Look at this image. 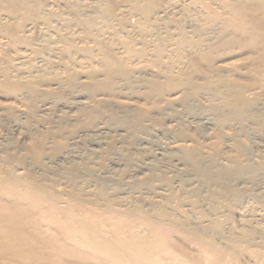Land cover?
I'll return each instance as SVG.
<instances>
[{
	"label": "bare ground",
	"instance_id": "obj_1",
	"mask_svg": "<svg viewBox=\"0 0 264 264\" xmlns=\"http://www.w3.org/2000/svg\"><path fill=\"white\" fill-rule=\"evenodd\" d=\"M189 5L192 6H190L191 9L189 8ZM168 6L170 8L173 6L174 10L175 7L178 9L181 8L183 10L181 15H185L184 17L187 16L191 21H193L192 28L187 26L191 28L187 30V27L181 23L182 21H180V19L183 16H178L180 14L178 10H176L179 13H177V17H174L175 14L173 16V13L172 16L169 14V16H167L166 14L170 13L167 9ZM125 13H128V16L130 15V17L131 15L132 17L136 16L135 20H130L131 18ZM233 36H236V38L237 36L244 37L251 43L260 42V48L264 51V0H0V80L4 83L10 82L12 83V86L15 84V88H21V92L19 90L18 93L15 92L16 94H19L20 98L30 97L31 99V97L35 95L39 96L43 93H46L47 99L48 97L52 98L45 100L43 97V101L41 99L42 103L39 104L41 108L39 107L40 109L36 111L42 113H39L41 114H38L39 116L45 115L46 112H49L48 110H50L52 106L55 107V103H58V105L60 104L62 106H66L70 110L73 109L76 112L73 117L72 113L69 114L72 118H69L70 116L68 114L64 115L65 112L61 115V119L59 118V120H63L65 124L66 122L70 123V121L73 120L77 122L80 120L79 115L81 114H83V116L90 117L89 119L91 120L92 118L97 120L91 125L89 124L87 128H76L75 130L70 128L72 131L70 130L69 132L68 130L69 133H66V139L62 146L63 151L69 147L67 145L73 142L81 141L88 136L91 137L90 141H94L93 143L96 144L95 147L103 145L107 139L105 141L101 139L102 133H99L100 137L98 136L100 140L99 138L94 140V137H96L94 135L98 134L97 132H102V130H107L115 125L113 124L111 126V122H106L107 118L105 120L103 118L105 116L102 117V115H100L98 117L99 113L104 114L102 111L104 109L103 107H109L111 110L110 113L115 117H119L115 120L116 123L119 120L118 122L120 124H117L116 130H114L115 128L113 127L114 132L112 133H114V135L111 133H106V135H112V140L108 135L110 142H113L115 139V141L117 140L116 143L120 141V145H122L121 143H125L123 147H125L124 151L127 153V156L125 155L127 159L132 158V148L134 149L133 146L137 143L133 135L135 131L146 128V121H152L151 118L155 119V117L160 115L162 116L166 112V109L169 107L172 108L171 106H176V111L179 107L182 110L184 109L186 114H192V112L197 109L195 107L198 106L196 100V98H198L197 96L203 94L205 96L206 94L208 95L209 101L214 100L211 104H209L210 108H212L210 109L212 111L209 113L212 116L206 114L208 116L204 117L205 120H200V122L202 123L204 121L205 124L212 123L213 126L229 123V125L232 126L233 133L231 132V134L233 137L230 138L233 139V147L235 148L234 152L232 151L234 154L232 152V155L227 153V156L231 155L228 157L230 164L223 166V164L221 165L220 163L219 165L216 160L217 156L215 151L211 155H208V158H205L206 156L203 155L204 153L202 154V150H199V148L194 146L195 148H191V150L188 149L187 152L181 149L184 152H181L184 157L181 155L176 157L177 155L174 154L176 155L175 158L173 157L174 159H168V161L173 159L175 163H173V160L171 163H167L168 161L161 162L166 155H162V158H159L160 156L154 157V154V156L151 155L150 159L152 162L149 163V166L146 169L152 173L150 175H152L153 178H146V181H142L145 182V184L148 183L149 180L155 181V186H151V183L148 184L151 188L154 187L153 190L157 189L155 187L158 185L157 183L159 181L162 183L154 194V197H159L160 200H162V203L165 201L170 203V201L175 202V200H178L179 196L177 197L175 193L177 190L181 191V193L177 192L181 194L182 197L186 196H183L182 194H187V192L190 193L192 187L188 189V185L192 181H189V177H192V175H196L197 180L199 179L198 183L200 182V189L202 188L201 184L205 186L208 192L207 193L205 191V193L208 194V197H212L211 199L213 201H219V204L220 201H225L228 204L229 202H234V204H236L241 202L246 197H254L255 199L253 198V201L256 200L260 202L264 200V193L259 191L260 193L256 192L252 195V192H254L252 188L255 184L257 185L259 183V180H262V183L264 184V178L262 176V172L264 171V87L260 89V91H256L250 88V86H247V89L245 86L249 85L252 81L245 85L242 83L238 84L237 80L235 83V81L232 82L233 79L230 81V79L228 80L226 78L228 75L231 76V73L234 74V72L237 71V74L240 72L241 69L237 68L240 61L238 62L237 59L226 62L222 61L223 63L219 65L220 69L217 70L207 69V71H204L203 73L200 69V64H205L207 68L212 67L210 65L212 64V61H214L213 59H216L215 56L217 57L218 54L220 56L221 53L223 56V52L229 49V45L231 44V41H233ZM263 53L260 52L262 55ZM260 56L261 55H259V59H261L260 62L262 63L264 62V56H262V58ZM256 57L258 58V56ZM254 58L252 63H256ZM257 72L258 71H256V73ZM99 75L104 77V80H102L103 82L98 81V83L101 82V87H105V90L102 89L101 93H99L100 88L91 86L92 83H90L91 85L88 84V82H92L94 80L93 84L95 85V80ZM262 75H264V73ZM258 76L259 75H257V78ZM102 77L100 78L102 79ZM158 78L166 80L165 82L168 81L167 84H171L169 89L171 88L173 91H170L171 93L168 94L166 92L167 90L162 88L163 92L161 91L157 96L160 95L159 97H162L163 95H166L165 93H167V96L163 97V101H161L162 103L159 105V108H149L150 110L153 109L150 112L145 108L143 109V107L141 109L140 104V107H138L135 102L127 100L128 98L126 101H121L119 103L109 99V95L124 91L126 87L124 88L123 84L125 82L127 83V88L125 90L130 91L133 89L131 90L133 91V94L136 92L134 89L138 86L135 81L139 82L138 84L141 83L145 90L146 88L149 91L156 90L158 85L156 84V80ZM43 81L45 82L43 83ZM47 81L48 83L52 81L53 83L50 84L54 86L53 84L55 83L57 87L49 86L50 88H46L47 90L41 89L43 86H40L39 88V84L41 85L46 83L47 86ZM133 82L135 84H133ZM134 85L136 86L135 88ZM10 86L11 85L8 87L10 88ZM96 88L99 90L97 91V94L95 90ZM67 90L72 93V98L70 97V100L63 98V101H59L62 100L61 97L67 92ZM86 91L89 92V97H93L89 98L88 94H85ZM94 91L95 95H93ZM246 91L251 93L249 94L250 96H248V94L246 95ZM131 93L132 92H130V95L128 96L132 97ZM88 98L90 100H88ZM112 99L114 98L112 97ZM3 105L4 104H2V106ZM7 106L11 107L6 104L3 107L0 106V122H3L4 119L8 118V114H10V112L12 113V108L10 110ZM114 107H116V109ZM203 107H205V105ZM5 109L10 110L8 111V114L5 113L7 112ZM26 110L27 109H24V107L18 108V110L16 108V112L12 114L19 120H21L20 118L26 119L27 117L25 116H32L30 113L27 115ZM77 112H80V114L77 115ZM146 112L147 115H145ZM177 112L179 113V111ZM150 113L152 114L149 116ZM203 114L204 113H202V115ZM202 115L201 118H203ZM190 116L193 119L195 117V115H193V117L192 115ZM197 117H199V114ZM83 118L81 120H83ZM115 120L112 123H114ZM175 120H177V118ZM190 121L196 124L194 121ZM200 122L197 123L199 124L198 126H200ZM73 126L74 125L71 127ZM25 128L28 129L27 124ZM29 128L31 127L29 126ZM62 131L65 132L67 130ZM172 131L175 130H171V132ZM240 135H245L249 143H243V139L242 142L239 141L238 137ZM87 140H89V138ZM2 145L3 144H1V146ZM113 145L115 144L113 143ZM56 146L58 148V145ZM38 147L40 148V146ZM36 149L37 145L32 154H29L28 152V154L31 155L32 161L27 163H25L26 160L23 161L25 164V166H23L24 164L22 165L25 169L24 172H26L27 169V171L31 170L40 174L43 173L48 175L58 173L59 175L60 173L63 175L62 173L66 174L67 172L73 170L74 172L71 174V176H73H70L73 180H75L77 176H80L83 171L87 173V176H95L94 169H90L92 168L91 166L88 167L84 165L85 167L83 166V168H80L81 166L79 165L80 167H77L74 165L75 163L72 165L70 160V162L68 161L70 163L68 167L65 165L61 166V164L60 166L59 164L56 166V164L53 165V160L51 162L48 158V162L45 159L40 160L37 156V153L40 150L38 151ZM28 150H30V148ZM41 150L43 149L41 148ZM62 150L60 152H62ZM58 151L59 150L56 152ZM92 151H95V153L100 152L98 149H93ZM13 153L15 154V152ZM61 154H59V156ZM16 155L19 156L18 154ZM139 155L141 154L139 153ZM252 155L260 157L261 161L258 159L260 163L253 164L250 161ZM15 158H12V160ZM24 158L25 156H21L17 159L20 162ZM64 158H66V156ZM143 158L145 159L146 157ZM19 162L14 163L18 164ZM8 163L10 162L8 161ZM158 163L159 165H157ZM164 163L171 165H167L169 166V169L172 167L170 169L172 170V176L168 174L170 175L168 176L169 178L165 173L162 175L157 173ZM15 171L13 172L12 169L8 171L0 169V264H199L205 256L206 258L209 256H216L214 258L211 257V264H234V260H231L233 257L227 252L228 250H225L226 254L225 251L220 250V247L219 249L217 248V252H219L218 256L215 255L217 253L215 246L213 247L212 245L206 247V243L203 244V242H201L203 245L199 244L197 243L198 240L194 241L197 245L193 244L195 247L197 246L199 248H194L200 249L198 250L199 252L203 251L201 249H204V251L199 255L198 253L192 252H198L193 248L191 251L188 247L184 248L185 246H180V243H178L179 241L176 239L173 240H176L177 243L171 244L173 240H169V237L172 236L170 234H172L175 228L173 229V226L171 227L169 224V226H166L167 224L163 225V223H160L157 220L154 221L152 219L151 221H148L147 217L149 216L145 217L146 214L145 216H142V211L140 216L145 217L146 219L144 218V220L146 221L141 222L143 220L140 218H138V220L140 219L141 221H136L137 219L135 220V218L140 217L136 210L137 208L134 210L131 209V212L126 211L127 213L125 211V213L120 212L119 215H117V212V214H113L114 218L111 216L112 219L115 220L110 221L109 219L108 221V217L103 216L101 212V215H98L99 212L98 214H89L88 211L91 212V210H93L92 206L91 209L86 207V209H90L87 211L83 207L77 206V203H67L62 206L59 205L58 201L53 198H44V196L40 197L41 195L36 194L38 192L34 191L36 187L32 189L33 185L31 183L29 184L25 179L26 177L22 175L23 172ZM10 172L12 174H10ZM68 174L69 173H67V175ZM261 176L263 179H261ZM72 179H70V181ZM195 180L196 179L193 178V181ZM171 181L177 182L178 186L175 184L177 189H175L176 186H171ZM78 182L79 181L77 180V183ZM237 182H245L249 186H247L245 190H241V186L240 191H238V188L235 189V183ZM192 184L195 186L197 183ZM198 185L194 187L195 191L197 190L196 187ZM258 188L260 189L261 187ZM193 190L191 191L192 194H189L190 196L188 195L190 198L189 200L184 197L185 200L190 202L187 205H192V201L195 200H192L195 198L193 197L195 196L193 195ZM236 190L238 192H235ZM93 191L91 190V192ZM231 192L233 193L231 194ZM136 197H138V195ZM70 199H72V197ZM149 201L158 202L155 198L154 200L152 198ZM154 202L150 203L153 204ZM232 203L230 205H232ZM80 204L81 203H79V205ZM96 208H94L93 212H96ZM212 208H214V206ZM230 211L231 213L233 212L232 210ZM112 212L114 213L116 211ZM243 224L245 223L243 222ZM260 234L262 235V233ZM191 236L194 235H190V237ZM196 237L198 238V236ZM191 240L193 241L194 238ZM206 242L208 243V241ZM200 245H202V248ZM204 247L209 248L207 249L208 251ZM219 250L225 254H222L223 256L220 255L221 252Z\"/></svg>",
	"mask_w": 264,
	"mask_h": 264
},
{
	"label": "rangeland",
	"instance_id": "obj_2",
	"mask_svg": "<svg viewBox=\"0 0 264 264\" xmlns=\"http://www.w3.org/2000/svg\"><path fill=\"white\" fill-rule=\"evenodd\" d=\"M117 1V0H116ZM191 5H189V8L191 9L190 7ZM173 6H171V8L168 6L167 9L169 10L170 13H167L166 15L169 16L171 15L172 16V13H173V16L175 14L174 17H177L181 15V13H183L182 9H178L175 7V10H174V7L172 9ZM178 10V12L176 11ZM180 10V11H179ZM187 10V9H186ZM171 11H175V12H171ZM178 13V14H177ZM127 14L128 16V13H125ZM130 14V13H129ZM169 14V15H168ZM183 16V14L181 15ZM185 16V15H184ZM183 16V17H184ZM130 17V15L128 16ZM134 17V18H133ZM131 15V19L130 20H135L136 16H133ZM181 17L180 21H182L181 23L183 25H185L186 27L189 26L192 28L193 26V21H191L187 16L184 17ZM179 18V17H178ZM187 18V19H185ZM184 21V22H183ZM188 24V25H187ZM191 24V25H190ZM187 27L186 29H191ZM233 41H231V46L229 45V49H227V51L223 52V56H222V53L221 55L216 57V59H213L214 61H212V64L210 66V68H207V66H205V64H200L201 67V72L204 73V71H207V69H212V70H217V69H220V66L221 63L223 62H226V61H229V60H235L237 59L238 60V64L239 66L237 68L241 69L239 73L236 74V72L231 73V76L228 75V77H226L228 80L230 79H233L232 82L235 81L236 83V80H237V83H242V84H249L250 81H252L249 85H246L245 87L247 88V86L256 91H260V89H262L264 87V75H262L264 73V62H260L261 59H259V55H261L260 57L262 58V56H264V51L261 50L260 48V42L256 43V42H249L248 39H245L244 37H239L237 36H233ZM235 41V42H234ZM233 42V43H232ZM256 43V44H254ZM239 44V45H238ZM253 45V46H252ZM259 46V47H258ZM237 47V48H236ZM262 47V45H261ZM233 48V49H232ZM259 49V50H258ZM233 52H232V51ZM264 50V49H263ZM263 53L262 54H260ZM254 53V54H253ZM258 56V58L256 57ZM223 57V58H222ZM255 57V58H254ZM222 58V59H221ZM253 58H254V61L256 63H252L253 62ZM257 60V61H256ZM223 61V62H222ZM242 62V63H241ZM247 62V63H246ZM241 63V64H240ZM246 63V64H245ZM258 63V65H257ZM243 64V65H242ZM255 64V65H254ZM214 65V66H213ZM245 65V66H244ZM259 67H257V66ZM219 66V67H218ZM244 66V67H243ZM256 66V67H255ZM203 68V69H202ZM206 68V69H205ZM237 69V70H239ZM252 69V70H250ZM258 71L256 73V71ZM220 71V70H219ZM253 71V72H252ZM261 71V72H260ZM263 71V72H262ZM221 72V71H220ZM255 73V74H254ZM242 74V75H241ZM257 75L258 78H257ZM261 76V77H260ZM102 77L101 75H99L96 80H95V85L93 84L94 83V80H90L92 82H88V84L92 83L91 86H96L97 88H100V92H102V89H104L105 87H101L100 83L103 82L102 80H104V77H102V79L100 78ZM81 79H84V78H81ZM101 79V80H99ZM259 79V80H258ZM262 79V80H261ZM248 80V81H247ZM98 81H101L98 83ZM158 83H157V82ZM155 82L157 85V89L158 91L156 90H145V88H143L142 84H138L139 82H136L135 83L138 85L137 87L134 85V91L136 90L135 94H133V89H129L130 91L128 90H125L127 88V83H126V86H125V83L123 84L124 86V91L122 92H116V93H113L112 95H109V99H111L112 101H117L116 103H119L121 101H126L129 100V101H132V102H135L138 107H140L142 109L145 108L147 111H152L150 110L151 108H159V105L162 103L161 101H163V97H166L167 96V93L170 94L171 92L170 91H173L171 88L169 89V87L171 86V84H167V82H165L166 80L164 79H157ZM164 81V82H163ZM239 81V82H238ZM45 81H43L44 83ZM244 82V83H243ZM248 82V83H247ZM255 82V83H254ZM258 82V83H257ZM6 83V84H5ZM2 82L0 80V106L3 107L6 105H9L11 107H8L10 110L12 108V113H15L16 111V108L18 110V108H23L24 109H27V115H29V113L33 116H25L27 117L26 119H23V118H20L21 120L15 118V116H13V114L10 112V114H8V111H10L9 109H5L7 110V113L9 116L8 118L4 119L3 122L1 121L0 123V169L2 170H13V172L16 170L17 172H23V176L26 177L25 179L27 180V182L30 184L33 185V188L34 189L36 187V189H34V191H37L38 193L36 194H39L41 195L40 197L44 196V198H47V197H50V198H53L55 199L56 201H58L59 205H65L67 203H77V206H81L83 207L84 209H86V207H89L91 209V206H92V209L91 212L88 211L90 210L89 208H87L86 210L89 212V214L93 215L94 214H99L98 215H101V213L103 214V216H106L108 217V221L110 219V221H113L115 219H112V217L114 218L113 214L115 215V213L119 215V213H123L124 211L126 212H131V209H136L139 216L141 215V211H142V216L146 214L145 217H147L148 221H151L152 219L154 221H159L160 223H163V225L167 224L166 226H173V232L172 236L169 237V240H173V239H176L178 240L180 243V246H185L184 248L188 247L189 250H191L192 248L196 251L200 250V249H195V248H199V247H195L194 244L197 245V243L199 244H202L201 242L206 243V247L208 246H212L213 247L215 246V249H216V252L217 250L219 249L220 247V250H223V251H227L228 253H230L233 257V259L231 258V260L233 261L234 260V264H264V200L263 201H253L254 199L253 198H249V197H246L244 198L241 202L239 203H236L234 204V202L232 203V205H230L231 203L229 202V204L225 201H220V204L218 203L219 201H213L210 196L208 197V194L205 193V191L207 192V189L205 186H202V188L204 189H200V182L198 183L199 179L197 180V177L196 175H192L193 178H195L196 180V183L195 181H193V178L192 177H189V181L190 184L194 183L196 185H198L196 188L197 190L195 191V186L192 185H188V189H190V187H192V189L190 190V193L187 192V194H182L187 200H189L190 198L188 197L189 194H192L191 191L193 190V198L192 201V205H187L189 204L190 202H188L187 200H185L184 197L181 196V194H179L178 192L181 193V191L177 190L175 193L178 197V200H175V202H172L170 201L169 202H164L162 203L160 200L159 197H154V194H155V191L158 190L159 186L162 185V183L159 181L156 185L155 190L154 187H150L148 186V184H150L151 186H155V181H151L149 180L148 183L145 184V182L143 181H146V178H151L152 174L148 169H146L148 166H149V163H151V155H153L154 157H159V158H162V155H166V157L161 160L162 161H168V159L170 158H175L178 157V156H183L182 154L184 153L183 151L187 152L188 149L191 150V148H199V150H202V154L204 156H206L205 158H208L209 156L208 155H211L214 151L216 152V160L218 161L219 165L221 163V165L223 164V166H226L228 164H230V160L228 157H230L232 155V153L234 152V148L233 147V139H231L233 136L231 134L232 132V126L228 124H221V125H212L211 124H205V122L203 121L202 123L200 122V120H205L204 117L206 116H212L209 112L212 111L210 109V105L214 100L212 101H209L208 100V95L204 94L203 95H200V96H197L198 98H196L197 100V104L198 106H196L194 111L191 113H189L190 115H195L194 119L191 118V116L189 114H186V112L184 111V109L182 110L181 108H177V111H179V113L176 111L175 107L176 106H171L172 108H168L166 109L164 112V114L166 115H160L158 117H155L154 118H151V120L149 121H146L144 124L147 125L146 128H144L143 130H138V131H135L134 133V139L135 141L137 142L135 144L134 149L136 146V149L134 150L132 148V158H126L127 156V153L126 151H124V144L125 143H121L122 145H120V141H118L116 143L115 139L113 140V142L109 140L108 138V135L110 136V139H111V134L114 135V130H116L117 128V124H120L118 121L116 123V120L117 118L119 117H115L113 116L111 113H110V109L109 107H103L104 109L102 110L104 114H100L99 111L98 113V117L100 115L105 116L103 117L104 120L107 118L106 122H111L110 125L112 126L111 128L109 129H105V130H102V132H97L98 134L94 135L96 137H94V140H97L100 135L99 133L101 134V139H103V141H105L107 139V141H105V143H103V145L99 146V147H95L96 144H94L91 140V137H85L84 139H82L81 141H77V142H73L67 146V149L64 151L62 150L63 149V143L65 142V139H66V133H69L71 129L75 130L76 128L77 129H80V128H87L89 126V124L91 125L92 123L96 122L97 120L93 119L92 116V120L89 119L90 117H86V116H83V114L79 115L80 112H77L79 115V118L80 120L83 118V120H78L77 122L76 121H70V123L66 122V124L63 122V120H59V118L61 117V115L65 114L64 115H69L72 113V117L74 116V114L76 113L75 110L73 109H69L68 107L66 106H62V105H58V103H55V107L52 106L51 109L53 110H48L49 112H46L45 115H42V116H39L41 115L42 113L41 112H36L38 111L41 107L39 106V104H41V99L42 101L44 100H48V99H52L50 97H46V93L42 94V95H39V96H33L28 98H20L19 97V94H16L15 92H21V88H15V84H13L12 86V83L10 82ZM50 83H53L52 81L48 83L47 81V86H46V83L45 84H39V88L40 86L42 87L41 89H45L47 90L46 88H50L49 86H52ZM133 82V84H135ZM87 84V85H88ZM166 84V86H165ZM9 85L10 88L8 87ZM54 86L52 87H57V85H55V83L53 84ZM60 85V84H59ZM99 85V86H97ZM141 85V86H139ZM263 85V86H262ZM252 86V87H251ZM257 86V87H256ZM8 87V88H6ZM59 87V86H58ZM254 87V88H253ZM95 89L96 90V94H97V91H99L98 89ZM159 88V89H158ZM162 88L167 90L165 93L166 95H163L162 97H159L157 96L161 91H162ZM220 88V87H219ZM259 88V89H258ZM5 89V90H4ZM248 89V88H247ZM9 90V91H8ZM19 90V91H18ZM105 90V89H104ZM103 90V91H104ZM164 90V92H165ZM125 91H126V94H125ZM128 91V92H127ZM147 91V92H145ZM154 91V92H153ZM66 92V91H65ZM130 92L132 97L131 96H128L130 95ZM151 94H150V93ZM154 94H153V93ZM156 92V93H155ZM158 92V93H157ZM163 92V91H162ZM69 93V94H68ZM71 92H69L67 90V92L62 95L61 99L62 100H59V101H63V98H65L66 100H70L72 98V93L70 94ZM89 92H85V94H88ZM93 93V92H91ZM90 93V94H91ZM128 93V94H127ZM147 94V95H146ZM248 94V96H250L249 94H251L249 91H246V95ZM95 95V91H94V94ZM149 95V96H148ZM64 96V97H63ZM90 95L88 94V97ZM108 96V95H107ZM128 96V97H127ZM36 97V98H34ZM44 97V98H43ZM71 97V98H70ZM93 97V96H91ZM89 97V98H91ZM112 97L114 99H112ZM203 97V98H202ZM207 97V98H206ZM33 98V99H32ZM88 98V100H90ZM202 98V99H201ZM206 99V100H205ZM210 99V98H209ZM7 103H6V102ZM9 101V102H8ZM54 101V100H53ZM56 102H59L57 100H55ZM199 101V102H198ZM4 102V103H3ZM36 102V103H35ZM208 102V103H207ZM21 103V104H20ZM26 103V104H25ZM29 103V104H28ZM33 103V104H32ZM60 103V102H59ZM2 104H4L2 106ZM32 104V105H31ZM140 104V106H139ZM14 105V106H13ZM26 105V106H25ZM35 105V106H34ZM144 105V106H143ZM158 105V106H157ZM200 105V106H199ZM205 105V107H203ZM17 106V107H16ZM146 106V107H145ZM153 106V107H152ZM32 107V108H31ZM40 107V108H39ZM64 108V109H63ZM116 109V107H114ZM138 108V109H140ZM150 108V109H149ZM204 108V110H203ZM208 108V109H207ZM29 109V110H28ZM108 109V111H107ZM173 109V110H171ZM31 110V111H30ZM59 110V111H58ZM171 110V111H170ZM175 110V111H174ZM14 111V112H13ZM29 111V112H28ZM168 111V112H167ZM33 114H32V113ZM53 112V113H52ZM69 112V113H68ZM74 112V113H73ZM201 112V114H200ZM41 113V114H39ZM188 113V112H187ZM197 113V114H196ZM202 113H204L202 115ZM212 113V112H211ZM37 114V115H36ZM39 114V115H38ZM152 113L149 114V116L151 115ZM199 114V117H197V115ZM208 114V115H206ZM86 115V114H84ZM147 115V112L146 114ZM182 115V116H181ZM188 117H187V116ZM201 115L203 118H201ZM11 116V117H10ZM70 117L69 118H72L71 115H69ZM165 118H164V117ZM16 119H14V118ZM18 117V116H16ZM29 117V118H28ZM88 119H86V118ZM163 117V118H162ZM171 119H170V118ZM174 117V118H173ZM182 117V118H181ZM186 117V118H185ZM41 118V119H40ZM52 118V119H51ZM94 118H97V117H94ZM177 118V120H175ZM200 118V119H198ZM28 119V120H27ZM44 119V120H43ZM61 119V118H60ZM170 119V121H169ZM182 119V120H181ZM47 120V121H46ZM59 120V121H58ZM115 120L114 123H112L113 121ZM175 120V121H174ZM181 120V121H180ZM190 120L194 121L196 124H194L193 122H191ZM198 120V121H197ZM25 123H24V122ZM85 121V123H84ZM87 121V122H86ZM90 121V122H89ZM92 121V122H91ZM178 121V122H177ZM190 121V122H189ZM30 122V123H29ZM61 122V124H60ZM89 122V123H88ZM149 124H148V123ZM181 122V124H180ZM198 122H200V126H198L199 124H197ZM6 123V124H5ZM12 123V124H11ZM22 123V124H21ZM29 123V125H28ZM58 123V124H57ZM79 123V125H78ZM3 124V125H2ZM25 124V125H24ZM26 124H27V127L28 129H26ZM37 124V125H36ZM52 124V125H51ZM63 124V125H62ZM76 124V125H75ZM108 124V123H107ZM176 124V125H175ZM179 124V125H178ZM194 124V125H193ZM203 124V125H202ZM21 125V126H20ZM59 127H58V126ZM61 125V127H60ZM65 125V126H64ZM72 125L74 126H77V127H71ZM82 125V126H80ZM109 125V124H108ZM172 125V126H171ZM210 125V126H209ZM212 125V127H211ZM25 126V127H24ZM29 126L31 128H29ZM70 126V127H69ZM85 126V127H84ZM120 126V125H118ZM170 126V127H169ZM194 126V127H193ZM197 126V127H196ZM208 126V127H207ZM35 127V128H34ZM114 127V128H113ZM175 127V128H174ZM196 127V128H195ZM216 127V128H215ZM2 128V129H1ZM49 128V129H48ZM58 128V129H57ZM63 128V129H62ZM68 128V129H67ZM71 128V129H70ZM169 128V129H168ZM210 128V129H209ZM31 131H30V130ZM67 130V131H62V130ZM200 129V130H199ZM25 130V131H24ZM69 130V132H68ZM145 130V131H144ZM171 130H175V131H172ZM29 131V132H28ZM59 131V132H58ZM72 131V130H71ZM107 131V132H106ZM111 131V132H110ZM54 132V133H53ZM65 134H64V133ZM29 133V134H28ZM33 133V134H32ZM57 133H58V137L57 136ZM106 133H111V134H107ZM233 133V132H232ZM25 134V135H23ZM56 134V135H55ZM230 135V136H229ZM99 136V137H98ZM229 136V137H228ZM48 137V138H47ZM231 137V138H230ZM240 137V138H239ZM238 137L239 141H243V143H249L248 139H246V136L245 135H240ZM245 139H244V138ZM89 138V140H87ZM96 138V139H95ZM230 138V139H229ZM22 139V140H21ZM52 139V140H51ZM146 139V140H145ZM243 139V140H242ZM100 140V138H99ZM112 140V139H111ZM143 140V141H142ZM38 141V142H36ZM47 141V142H46ZM115 141V142H114ZM148 141V142H147ZM25 142V143H23ZM32 142V143H31ZM52 142V143H51ZM102 142V141H101ZM109 142V143H107ZM173 142V143H172ZM32 145H31V144ZM35 143V144H33ZM75 143V144H74ZM111 143V145H110ZM113 143L115 145H113ZM177 143V144H176ZM230 143V144H229ZM1 144H3L1 146ZM5 144V145H4ZM94 144V145H93ZM140 144V145H138ZM35 145V147H34ZM36 145H37V149L36 150H40L37 154L38 158L40 160H46L47 161V158L48 160L50 159V161L52 162L53 160V165L56 164V166H61L62 165H65L66 167L69 166V164L71 163L72 165H76L77 167H80V168H83L84 165L86 166H91L92 168L90 169H94V173H95V176H87L84 171L81 173H79L80 176H77L75 178V180H73L71 177V174H73V170H69L70 172H67L69 173L67 175V173H62L63 175H66V176H63L59 173H54V174H40V173H37V172H34V171H31V170H28L26 169V172L25 169L23 168V166H25V164L23 163V161H25V163L27 162H30L32 161V158H31V155H29L30 153L32 154L33 150H35L36 148ZM58 145V148L57 146ZM119 147H118V146ZM173 145V146H172ZM175 145V146H174ZM180 145V146H179ZM207 145V146H206ZM232 145V146H231ZM4 146V147H3ZM7 146V147H6ZM33 146V147H31ZM40 146V148L38 147ZM61 146V147H59ZM93 146V147H92ZM121 146V147H120ZM126 146V145H125ZM151 146V147H150ZM195 146V147H194ZM24 147V149H23ZM92 147V148H91ZM110 147V148H109ZM123 147V149H122ZM143 147V148H142ZM149 147V148H148ZM179 149H178V148ZM213 147V148H212ZM3 148V149H1ZM5 148V149H4ZM22 148V149H21ZM30 148V150H28ZM39 148V149H38ZM41 148L43 150H41ZM49 148V149H48ZM55 148V149H54ZM60 148V149H59ZM105 148V149H104ZM114 150H113V149ZM158 148V149H157ZM169 148V149H168ZM177 148V149H176ZM53 149V150H52ZM91 149V150H90ZM93 149H98V151L100 152H96L95 151L93 152L92 150ZM103 149V150H102ZM108 151H107V150ZM117 149V151H116ZM151 149V150H149ZM155 149V151H154ZM183 151H182V150ZM185 149V150H184ZM213 149V150H212ZM32 150V151H31ZM57 150H59L58 152H56ZM62 150V152H60ZM103 152H102V151ZM113 150V151H112ZM120 150V151H119ZM174 150V151H173ZM177 150V151H176ZM179 150V151H178ZM212 150V151H211ZM227 150V151H226ZM27 153H26V152ZM68 151V152H67ZM119 151V152H118ZM122 151V153H121ZM164 151V153H163ZM209 151V152H208ZM233 151V152H232ZM12 154H8V153ZM15 152V154L13 153ZM29 152V154H28ZM60 152V153H59ZM73 152V153H71ZM76 152V153H75ZM93 152V153H92ZM116 152V153H115ZM150 152V153H149ZM154 152V153H152ZM158 152V153H157ZM167 152V153H166ZM171 152V153H170ZM175 152V153H174ZM183 152V153H181ZM232 152V153H231ZM21 153V154H20ZM36 153V152H35ZM43 153V154H42ZM55 153V154H54ZM62 153V154H61ZM105 153V154H104ZM118 153V154H117ZM124 153V154H123ZM137 155H136V154ZM139 153L142 155H139ZM146 153V154H144ZM149 155H148V154ZM206 153V154H205ZM231 154L229 156H227L228 154ZM16 154H18L19 156H17ZM24 154V155H22ZM58 154V156H57ZM59 154H61L60 157ZM79 154V155H78ZM95 154V155H93ZM101 154V156H100ZM123 154V155H122ZM134 154V155H133ZM176 154V155H174ZM234 154V153H233ZM5 155V156H4ZM9 155V157H8ZM25 156V158L19 162V160L17 159L18 157H21V156ZM26 155H29V156H26ZM126 155V156H125ZM140 157H139V156ZM172 155V156H171ZM14 156V157H13ZM46 156V157H44ZM66 156V158H64ZM68 156V157H67ZM72 156V157H71ZM138 156V157H137ZM208 156V157H207ZM221 156V157H220ZM257 156V155H256ZM252 155L251 156V162L253 164H258L260 163V157ZM15 158L12 160V158ZM41 157V158H40ZM44 157V158H43ZM75 157V158H74ZM143 157H146L145 159ZM168 157V158H167ZM184 157V156H183ZM30 158V159H29ZM68 158V159H67ZM89 158V159H88ZM92 158V159H91ZM141 158V159H139ZM173 158V159H174ZM12 161H11V160ZM65 159V160H64ZM75 159V160H74ZM130 159V160H129ZM137 159V160H136ZM144 159V160H143ZM167 159V160H165ZM169 160L167 163H171L172 160ZM253 159V160H252ZM260 161H259V160ZM71 162H70V161ZM140 160V161H139ZM150 160V161H149ZM229 160V161H228ZM8 161L10 163H14V162H19L18 164L14 163V164H10L8 163ZM57 161V162H56ZM70 163H69V162ZM135 161V162H134ZM145 163H144V162ZM148 161V162H147ZM221 161V162H220ZM48 162V161H47ZM59 162V163H58ZM85 162V163H84ZM89 162V163H88ZM137 165H136V164ZM173 163H175V161L173 160ZM21 164V165H20ZM24 164V165H23ZM78 164V165H77ZM100 164V165H99ZM143 166H141V165ZM145 164H146V167H145ZM18 167H17V166ZM23 165V166H22ZM80 165V166H79ZM159 165V163L157 164ZM165 165V166H164ZM163 166H161L160 170L157 171L158 174L162 175V174H166V176H170L172 174V170L169 169V166L167 165H170V164H165L164 163ZM3 166V167H2ZM7 166V167H6ZM13 166V168H12ZM16 166V167H14ZM171 166V165H170ZM9 167V168H8ZM23 170H22V168ZM85 167V166H84ZM87 167V169H88ZM166 167V168H165ZM73 168V167H72ZM71 169V168H70ZM19 170V171H18ZM75 170V169H74ZM147 170V171H146ZM15 171V172H16ZM76 171V170H75ZM149 171V172H148ZM161 171V173H160ZM29 172V173H28ZM145 172V173H143ZM167 172V173H166ZM7 173V172H6ZM10 174H12L10 172ZM170 174V175H168ZM263 174V175H262ZM262 176L264 178V171L262 172ZM2 175V174H1ZM5 175V174H4ZM3 175V176H4ZM26 175V176H25ZM40 175V176H39ZM42 175V176H41ZM45 175V176H44ZM22 176V177H23ZM38 176V178H37ZM47 176V177H46ZM54 176V177H53ZM64 178H63V177ZM71 176V177H70ZM101 176V177H99ZM103 176H104V179H103ZM109 176V177H108ZM149 176V177H148ZM172 176V175H171ZM195 176V177H194ZM261 176V179H263ZM23 177V178H24ZM28 177V178H27ZM43 177V178H42ZM107 177V178H106ZM42 178V179H41ZM48 178V179H47ZM72 179L70 181V179ZM83 178V179H82ZM101 180H100V179ZM145 178V179H144ZM153 178V177H152ZM169 178V177H168ZM38 179V180H37ZM95 179V180H94ZM98 179V180H97ZM68 180V181H67ZM77 180L79 181L77 183ZM89 180V181H88ZM104 180V181H103ZM143 180V181H142ZM93 181V182H92ZM141 181V182H139ZM55 182V183H54ZM72 182V183H71ZM75 182V184H74ZM95 182V183H94ZM97 182V183H96ZM263 182H264V179H263ZM77 184V185H76ZM88 184V185H87ZM136 184V185H135ZM177 185V182L174 181L172 182L171 181V186L174 185V187ZM244 184V185H242ZM31 185V186H32ZM36 185V186H34ZM84 185V186H83ZM235 189H237L238 191H240V188L242 186V189L241 190H245L247 186H249L247 183L245 182H237L235 183ZM258 185V186H257ZM255 184V186L252 188V190L254 192H252V195H254L256 192H263L264 193V184L262 183V180H259V183L258 184ZM260 185V186H259ZM262 185V186H261ZM82 186V187H81ZM88 186V187H87ZM130 186V187H129ZM178 186V185H177ZM177 186L175 187V189H177ZM57 187V188H56ZM60 187V188H59ZM95 187V188H94ZM97 187V188H96ZM105 187V188H104ZM126 187V188H125ZM258 187H261L260 189ZM43 188V189H42ZM90 188V189H89ZM100 188V189H99ZM139 190H138V189ZM141 188V189H140ZM179 188V187H178ZM43 191H42V190ZM55 189V190H53ZM59 189V190H58ZM105 189V190H104ZM200 189V190H198ZM86 190V191H85ZM89 190V191H87ZM91 190L93 192H91ZM96 190V192H95ZM99 190V191H98ZM151 192H150V191ZM235 191V192H238V191ZM263 190V191H262ZM69 191V192H68ZM138 191V192H137ZM146 191V192H145ZM199 191V192H198ZM203 191V192H201ZM57 192V193H56ZM91 192V193H90ZM106 192V193H105ZM201 192V193H200ZM234 192V191H233ZM231 192V194L233 193ZM259 192V193H260ZM41 193V194H40ZM67 193V195H66ZM74 193V194H73ZM85 193V195H84ZM100 193V194H99ZM114 193V194H113ZM208 193V192H207ZM45 194V195H43ZM93 194V195H92ZM38 195V196H39ZM51 195V196H50ZM114 195V196H113ZM138 195V197H136ZM141 195V196H140ZM149 197H148V196ZM206 195H207V198H206ZM72 199H70L71 197ZM79 196V197H78ZM94 198H93V197ZM147 196V197H146ZM152 196V197H151ZM181 196V197H180ZM190 196V195H189ZM204 198H203V197ZM107 197V198H106ZM188 197V198H187ZM67 198V199H66ZM81 198V199H80ZM131 198V199H130ZM142 198H145V199H142ZM154 198L158 201V202H154V201H149L151 199ZM159 198V199H158ZM249 198V199H248ZM74 199V200H73ZM85 199V200H84ZM112 199V200H111ZM122 199H123V202H122ZM139 199V200H138ZM209 199V200H208ZM253 199V200H252ZM69 200V201H68ZM82 200V201H81ZM111 200V201H110ZM160 200V201H159ZM212 202H211V201ZM66 203H65V202ZM77 201V202H76ZM125 201V202H124ZM129 201V202H128ZM183 201V202H182ZM186 201V202H185ZM81 203L79 205V203ZM122 202V203H121ZM132 202V203H131ZM152 202H154L153 204H151ZM215 202V203H214ZM226 204H224V203ZM89 203V204H88ZM92 203V204H91ZM100 203V204H99ZM169 203V204H168ZM184 203V204H183ZM242 203V204H241ZM122 204V205H121ZM162 204V205H161ZM183 204V205H182ZM209 204V205H208ZM213 204V205H211ZM218 204V205H217ZM222 204V205H221ZM238 204V205H237ZM251 204V205H250ZM111 205V206H110ZM137 205V206H136ZM139 205V206H138ZM177 205V206H176ZM217 205V206H215ZM229 205V206H228ZM234 205V206H233ZM214 206V208H212ZM228 206V207H227ZM238 206V207H236ZM243 208H242V207ZM252 206V207H251ZM254 206V207H253ZM256 206V207H255ZM96 208V212H93L94 211V208ZM104 209H103V208ZM142 207V208H141ZM172 207V208H170ZM178 207V208H177ZM180 207V208H179ZM191 209H190V208ZM195 207V208H193ZM233 207V209H232ZM235 207V208H234ZM240 207V208H239ZM113 208V209H112ZM115 208V209H114ZM160 208V209H159ZM185 208V210H184ZM210 208V209H209ZM230 208V209H229ZM248 208V209H247ZM256 208V209H255ZM103 209V210H102ZM108 209V210H107ZM112 209V210H111ZM140 209V210H138ZM162 209V210H161ZM180 209V210H178ZM193 209V210H192ZM220 209V210H219ZM242 209V210H241ZM111 210V212H110ZM118 210V211H117ZM144 210H147V211H144ZM184 210V211H183ZM188 210V211H187ZM192 210V211H191ZM198 212H197V211ZM209 210V211H208ZM232 210L233 212L231 213ZM251 210V211H250ZM112 211H116V212H112ZM140 211V212H139ZM149 211V212H148ZM165 211V213H164ZM182 211V212H181ZM212 211V212H211ZM218 211V213H217ZM224 211V213H223ZM243 211V212H242ZM101 212V213H100ZM124 212V213H125ZM126 212V213H127ZM144 212V214H143ZM157 212V213H156ZM181 212V213H180ZM238 212V213H237ZM246 212V213H245ZM154 213V214H153ZM161 213V214H160ZM187 213V214H186ZM192 213V214H191ZM217 213V214H215ZM223 213V214H222ZM228 213H229V216H228ZM251 213V214H250ZM88 214V215H89ZM231 214V215H230ZM242 214V215H241ZM159 215V217H158ZM163 215V216H162ZM182 215V216H181ZM233 215V216H232ZM112 216V217H111ZM137 217L135 218L136 221H139L140 219L143 220L141 222H144L146 220H144L145 217ZM154 216V217H153ZM157 216V217H156ZM170 216V218H169ZM192 216V217H191ZM219 216V217H218ZM240 216V217H239ZM244 216V217H243ZM246 216V217H245ZM229 219H228V218ZM243 217V218H242ZM105 218V217H104ZM138 218H140L138 220ZM143 218V219H142ZM150 218V220H149ZM208 218V220H207ZM224 218V219H223ZM247 218V219H246ZM251 218V219H250ZM146 219V218H145ZM173 219V220H172ZM203 219V220H202ZM205 219V220H204ZM220 219V220H219ZM245 219V220H244ZM185 220V221H184ZM211 220V221H210ZM222 220V221H221ZM232 220V221H231ZM246 220H249V221H246ZM225 221V222H224ZM240 221V222H239ZM255 221V222H254ZM153 222V221H152ZM186 222V223H185ZM210 222V223H209ZM215 222V223H214ZM243 222L245 224H243ZM250 222V223H249ZM176 223V224H175ZM179 223V224H178ZM169 224V225H168ZM209 224V225H208ZM247 224V225H246ZM203 225V226H202ZM233 226V227H232ZM250 226V227H249ZM179 227V228H178ZM213 229H212V228ZM252 227V228H251ZM216 228V229H215ZM244 231H242L241 229ZM235 229V230H233ZM248 231H246V230ZM261 231H260V230ZM214 230V231H213ZM240 230V231H239ZM237 231V232H236ZM194 232V233H193ZM233 234H232V233ZM243 232V233H242ZM247 232V234H246ZM245 233V234H244ZM251 233V234H250ZM262 233V235L260 234ZM182 234H183V237H182ZM194 235V236H191L190 235ZM259 234V235H258ZM187 235V236H186ZM229 235V236H228ZM185 236V237H184ZM198 236V238L196 237ZM252 236V237H251ZM263 236V237H261ZM190 237V238H189ZM196 237V238H195ZM261 237V238H259ZM172 238V239H171ZM178 238V239H177ZM184 238V239H183ZM194 240L192 241L191 239ZM201 238V239H200ZM231 238V239H230ZM253 238V239H252ZM189 239V240H187ZM252 239V240H251ZM176 240H173L171 242V244H175L177 243ZM191 240V241H190ZM198 240V241H197ZM227 240V241H226ZM237 240V241H235ZM246 240V241H245ZM259 240V241H258ZM176 241V242H175ZM194 241H197V243ZM208 241V243L206 242ZM253 241V242H252ZM260 243H258V242ZM191 242V243H190ZM229 242V243H228ZM232 242V243H230ZM238 242V243H237ZM241 242V243H240ZM257 242V243H256ZM194 243V244H193ZM263 243V244H262ZM185 244V245H184ZM202 244V245H203ZM210 244V245H208ZM226 244V245H225ZM241 244V245H240ZM243 244V245H242ZM249 244V245H248ZM179 245V244H178ZM189 245V246H187ZM200 245V247L202 246ZM204 245V246H205ZM221 245V246H220ZM234 245V246H233ZM262 245V246H261ZM233 246V247H232ZM241 246V247H240ZM191 247V248H190ZM195 247V248H194ZM204 247L206 250L209 249V248H206ZM212 247V248H213ZM245 247V248H244ZM202 248V247H201ZM211 248V249H212ZM218 248V249H217ZM248 248V249H247ZM192 249V250H193ZM191 250V251H192ZM204 251V249H201ZM219 250V251H220ZM248 250V251H246ZM203 251H198V252H195V251H192L194 253H198L201 254V252ZM208 251V250H207ZM225 251V253H226ZM253 251V252H252ZM191 252V253H192ZM221 252V251H220ZM219 252H217L215 255H218ZM223 252L220 253V255L222 254H225ZM257 253V254H256ZM227 254V253H226ZM254 254V255H253ZM196 255V254H195ZM234 255V256H233ZM219 256V255H218ZM223 256V255H222ZM253 256V257H252ZM257 256V257H256ZM204 257V256H203ZM211 257L213 256H209L208 258H205L202 259V262L199 263V264H211L210 261H211ZM216 257V256H214ZM213 257V258H214ZM250 257V258H249ZM245 258V259H244ZM257 260V261H256ZM259 260V261H258ZM261 260V261H260ZM208 261V262H207ZM238 261V262H237ZM244 261V262H243ZM207 262V263H206ZM246 262V263H245Z\"/></svg>",
	"mask_w": 264,
	"mask_h": 264
}]
</instances>
